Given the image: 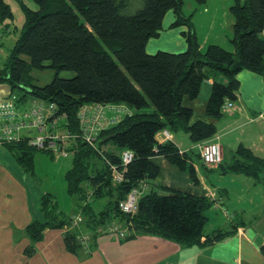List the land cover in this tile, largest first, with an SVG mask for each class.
I'll return each instance as SVG.
<instances>
[{"label":"trees","instance_id":"trees-1","mask_svg":"<svg viewBox=\"0 0 264 264\" xmlns=\"http://www.w3.org/2000/svg\"><path fill=\"white\" fill-rule=\"evenodd\" d=\"M20 1L26 19L0 68V83H7L19 102H53L60 113L67 114L68 121L61 124L76 136L67 140L73 160L65 180L78 206L75 212L83 215L82 223L96 232L99 226L116 221L128 225L130 231L194 245L212 243L230 233L216 230L204 234L207 210L212 205L208 196L169 186L156 189L149 180L159 177L161 167L154 156L162 155L198 183L195 165L205 166L200 154L181 151L172 140H161L159 134L163 129H183L194 142L212 138L225 102L237 99L238 73L249 69L264 76V0H234L230 6L234 49L219 43L202 48L193 14L184 15L185 0H142V7L135 11L132 8L137 0H34L37 9ZM195 1L202 4L207 0ZM169 10L176 15L172 25L188 26L182 32L187 47L149 52L147 42L159 35ZM12 16L8 0H0V19ZM45 68H53L54 77L39 84L32 73ZM62 70L73 74L60 76ZM216 74L225 80L215 79L211 84L206 105L210 119H193V108L184 99L199 97L204 81ZM93 102H123L134 108L133 114L103 129L95 146L82 138L77 117L82 105ZM5 144L27 170L35 168V154L45 151L30 144L28 136ZM127 148L133 150L134 158L123 181L114 184L110 164L120 165L121 153ZM237 153L233 163L225 166L222 160L219 167L264 182V157L243 146ZM142 181L149 189L139 197L138 211L134 215L123 212L119 202ZM94 200H103L98 211ZM41 209L44 221L34 220L27 226L35 240L41 239L48 227L71 223L51 192L44 194ZM65 244L71 251L80 249L77 229L66 232Z\"/></svg>","mask_w":264,"mask_h":264},{"label":"crops","instance_id":"crops-1","mask_svg":"<svg viewBox=\"0 0 264 264\" xmlns=\"http://www.w3.org/2000/svg\"><path fill=\"white\" fill-rule=\"evenodd\" d=\"M233 2L234 0H207L193 6L189 2L190 9L194 7V11L189 13L193 14V18L202 7L207 9L205 13L209 29L203 33L196 31L202 48L209 43H219L228 49H234L231 41L234 17L230 11ZM175 19L174 11L169 10L164 16L159 35L151 37L147 42L149 52L159 49L181 51L187 47L182 32L188 26L172 25ZM213 24L218 26L217 31L210 30ZM262 34L264 35V30ZM238 78L240 87L237 99L225 102L223 115L216 119L217 132L213 136L222 145V163L225 166L234 162L240 146L264 157V76L256 71L243 69L238 73ZM215 79L225 80L222 75H212L204 81L199 97L184 99V103L193 108V119H210L206 113V105ZM10 95V86L6 84V91L0 99ZM62 129H65V124ZM26 136L24 129L21 138ZM185 139L186 148H182L180 143L183 139L178 131H172L170 140L181 151H194L201 156V142L191 140L187 144L184 136ZM68 144L69 141L66 142V147ZM45 152L50 153L51 157L69 153L73 157V151L68 147L67 152ZM154 160L161 167L160 179L158 182L149 180V183L156 189L169 186L208 196L212 205L207 210L209 220L204 227V234L216 230L231 232L204 245L182 243L161 235L130 229L131 235L119 237L101 231L100 226L94 232L82 223L81 212H74L69 215L71 223L63 227H48L42 238L35 240L27 226L34 220L44 221L42 198L50 191H46L35 176V168L27 170L17 159L15 151L5 142H0V264H264L262 179L256 180L251 175L238 171L226 172L223 169L225 167H219V164L208 166L203 162L204 167L197 163L195 165L198 177V183L195 184L188 172L180 170L166 157L156 155ZM146 184V188H149V184ZM96 201L100 202L97 204L98 209H95L98 211L102 208L103 200ZM218 211L226 217L227 222L216 215ZM78 216L81 220L76 222ZM75 229L81 243L76 252L67 249L65 244L66 232ZM204 239L205 236L201 238L202 241Z\"/></svg>","mask_w":264,"mask_h":264},{"label":"built area","instance_id":"built-area-1","mask_svg":"<svg viewBox=\"0 0 264 264\" xmlns=\"http://www.w3.org/2000/svg\"><path fill=\"white\" fill-rule=\"evenodd\" d=\"M134 108L123 102H93L82 105L77 113L81 136L92 145L97 144L101 131L117 123L124 116L131 115ZM68 121L65 113H60L55 103H46L40 99L19 102L18 95L12 94L0 100V142H13L21 138L25 129L33 146L50 151L67 152L66 140L75 137L70 130L62 129V121ZM66 126V124H65ZM30 130V131H28ZM172 132L163 129L160 139H170ZM201 158L208 166H216L223 160V149L217 137L201 142ZM132 149H124L121 153L120 165L111 163L112 182L123 181L128 164L133 160ZM147 187L146 181L133 187L127 196L119 202L120 209L130 215L138 211L139 197ZM81 217L76 218V222ZM75 222V223H76ZM129 226L116 221L100 227L119 237L129 235Z\"/></svg>","mask_w":264,"mask_h":264},{"label":"rangeland","instance_id":"rangeland-1","mask_svg":"<svg viewBox=\"0 0 264 264\" xmlns=\"http://www.w3.org/2000/svg\"><path fill=\"white\" fill-rule=\"evenodd\" d=\"M30 7L37 9L38 5L34 0H24ZM13 16L7 17L4 19H0V68L4 67L9 54L15 44L17 37L20 35L21 30L23 28V23L25 22L26 16L25 11L22 6L20 0H8ZM137 5L132 8V11L137 10L142 7V0H137ZM189 2L193 5H196L197 2L195 0H185L183 6L184 15H188L191 11H194V7L190 9ZM207 10V9H205ZM204 8L202 10L199 9L197 11L196 17L192 16V21L195 26L196 31L199 33H203L209 29L208 16L206 15ZM204 12V13H202ZM213 31L218 30L217 25H212ZM202 38V35L200 36ZM165 50V49H163ZM180 51V50H179ZM183 51V50H182ZM156 52V51H155ZM54 69L53 68H45V69H34L33 74L37 83H47L51 81L54 77ZM73 74L72 71L62 70L60 72V76L70 77ZM7 83H0V96L6 91ZM203 94V91H202ZM9 97V96H8ZM7 98V97H6ZM4 99V98H3ZM1 100V99H0ZM178 134L180 138L183 139L182 143H180L182 148H186V139L189 143H191L190 136L188 132L184 130H178ZM72 154L68 155H59L52 156L51 154L45 151L39 152L35 156V176L38 177L42 186L46 189V191H50L53 193L55 199L58 201V204L62 210L68 215H71L75 212L76 209V201L71 194H69L67 190V183L65 180L66 171L72 166ZM160 177V176H159ZM157 178V182L160 178ZM149 188H145L146 191ZM93 206L95 209H98L97 204L99 201L94 200ZM216 215H219L221 219L227 222V219L223 214L218 211ZM218 219H216V222Z\"/></svg>","mask_w":264,"mask_h":264}]
</instances>
